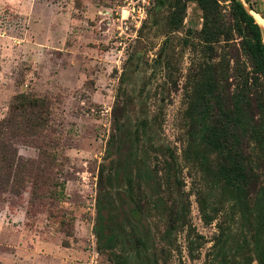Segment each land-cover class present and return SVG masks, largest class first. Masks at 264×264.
<instances>
[{
  "label": "rangeland",
  "instance_id": "374dc122",
  "mask_svg": "<svg viewBox=\"0 0 264 264\" xmlns=\"http://www.w3.org/2000/svg\"><path fill=\"white\" fill-rule=\"evenodd\" d=\"M173 1L131 13V0H0V147L13 159L0 166V264H113L97 249V198L128 264H219L217 252L230 264L248 255L264 263V231L242 225L195 161L196 80L210 60L195 3L178 23ZM242 2L263 17L264 0ZM218 3L223 27L211 62L228 72L233 92L257 63L233 1ZM255 119L260 129L244 146L264 171V112ZM170 153L175 166L165 174ZM137 157L145 162L141 210L125 197L122 170ZM107 176L116 177L111 185Z\"/></svg>",
  "mask_w": 264,
  "mask_h": 264
},
{
  "label": "trees",
  "instance_id": "16d2710c",
  "mask_svg": "<svg viewBox=\"0 0 264 264\" xmlns=\"http://www.w3.org/2000/svg\"><path fill=\"white\" fill-rule=\"evenodd\" d=\"M232 1L241 21L250 31L253 44L248 48L257 63L250 77L239 76L236 84L239 89L236 88L233 92L229 90L228 72H219L211 62L214 57L212 46L219 41L223 27L218 0H174L171 4L170 18L173 22L181 23L187 3H195L202 20L199 32L200 43L204 46V53L210 60L202 67L200 66L196 80L198 81L196 105H198L199 136L198 146L195 148V161H201L206 176L218 182V190L222 196L228 197L230 207L238 214L242 225L255 223L259 230L264 231V171L253 167V161L244 146L245 139L260 129L261 122L255 119L256 112L258 110L264 112V46L259 26L253 16L239 1ZM253 87L261 88L255 96H251ZM114 123L115 127L119 125L115 115ZM139 125L133 137L135 145L140 143L149 126L146 120ZM168 157L169 160H164L165 174H168L171 166H175L173 154L170 153ZM12 162L13 159L8 157L1 145L0 166H12ZM144 167L145 162L137 157L134 162L126 159L122 169L125 197L139 210L142 206L138 202L137 190L140 187ZM103 172L102 167L98 176L99 187L104 180ZM114 178L116 177L107 176V183L111 185ZM161 186L162 184L158 183L157 189ZM101 205L100 198H97L96 215L99 222L95 228L97 249L108 252L113 257V264H128L127 257L116 251L117 236L113 233L106 234ZM200 211L204 223L209 224L211 219L203 206ZM141 246H145V243L138 238L134 245L137 253L140 252ZM262 247L263 243L259 244V248L262 249ZM217 253L219 264H230L229 260L227 261L226 252ZM246 260V264H250L253 260L252 256L248 255Z\"/></svg>",
  "mask_w": 264,
  "mask_h": 264
},
{
  "label": "built area",
  "instance_id": "2783aa9c",
  "mask_svg": "<svg viewBox=\"0 0 264 264\" xmlns=\"http://www.w3.org/2000/svg\"><path fill=\"white\" fill-rule=\"evenodd\" d=\"M151 0H131L130 4L131 5L130 11L131 13L137 12V13H144L146 7L149 6Z\"/></svg>",
  "mask_w": 264,
  "mask_h": 264
},
{
  "label": "water",
  "instance_id": "95a60500",
  "mask_svg": "<svg viewBox=\"0 0 264 264\" xmlns=\"http://www.w3.org/2000/svg\"><path fill=\"white\" fill-rule=\"evenodd\" d=\"M237 1H239L242 5H243V7H244V9L251 15V16H253L252 15V13H253V10H252V8L250 7V6H246V5H244L243 4V2H242V0H237ZM263 17H264V14H263ZM254 18V17H253ZM255 19V18H254ZM256 21V20H255ZM257 23V22H256ZM258 24V23H257ZM258 26H259V29H260V33H261V38H262V42H263V46H264V27L263 26H261L260 24H258Z\"/></svg>",
  "mask_w": 264,
  "mask_h": 264
},
{
  "label": "bare ground",
  "instance_id": "6f19581e",
  "mask_svg": "<svg viewBox=\"0 0 264 264\" xmlns=\"http://www.w3.org/2000/svg\"><path fill=\"white\" fill-rule=\"evenodd\" d=\"M256 22L264 27V17H260L255 14Z\"/></svg>",
  "mask_w": 264,
  "mask_h": 264
}]
</instances>
